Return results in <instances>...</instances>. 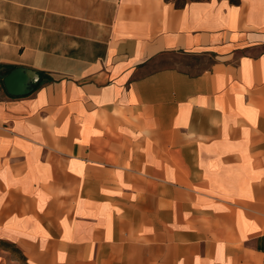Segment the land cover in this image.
I'll list each match as a JSON object with an SVG mask.
<instances>
[{
    "label": "crops",
    "instance_id": "obj_1",
    "mask_svg": "<svg viewBox=\"0 0 264 264\" xmlns=\"http://www.w3.org/2000/svg\"><path fill=\"white\" fill-rule=\"evenodd\" d=\"M0 71V264H264V0H0Z\"/></svg>",
    "mask_w": 264,
    "mask_h": 264
},
{
    "label": "water",
    "instance_id": "obj_2",
    "mask_svg": "<svg viewBox=\"0 0 264 264\" xmlns=\"http://www.w3.org/2000/svg\"><path fill=\"white\" fill-rule=\"evenodd\" d=\"M40 80L35 71L18 67L3 78V85L8 95L22 97L31 94L33 84Z\"/></svg>",
    "mask_w": 264,
    "mask_h": 264
},
{
    "label": "rangeland",
    "instance_id": "obj_3",
    "mask_svg": "<svg viewBox=\"0 0 264 264\" xmlns=\"http://www.w3.org/2000/svg\"><path fill=\"white\" fill-rule=\"evenodd\" d=\"M172 2H174L176 5L178 6H182L185 5L186 3H189L190 1L193 0H170ZM5 72L4 71H0V87H3L2 85V77H4ZM11 251L12 257L11 260H9L7 262V264H25L21 258V256H19L13 249L9 250Z\"/></svg>",
    "mask_w": 264,
    "mask_h": 264
},
{
    "label": "trees",
    "instance_id": "obj_4",
    "mask_svg": "<svg viewBox=\"0 0 264 264\" xmlns=\"http://www.w3.org/2000/svg\"><path fill=\"white\" fill-rule=\"evenodd\" d=\"M232 2H237V0H231ZM177 7H183L184 5H182V6H178V5H176ZM40 75V80H39V82H38V84H40V83H43V81H50L51 80V78H49L46 74H44V73H40L39 74Z\"/></svg>",
    "mask_w": 264,
    "mask_h": 264
}]
</instances>
